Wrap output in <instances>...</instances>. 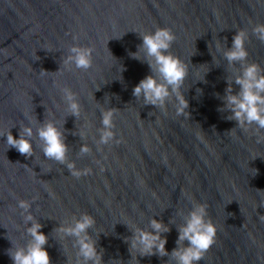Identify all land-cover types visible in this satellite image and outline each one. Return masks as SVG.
<instances>
[{
	"label": "water",
	"instance_id": "1",
	"mask_svg": "<svg viewBox=\"0 0 264 264\" xmlns=\"http://www.w3.org/2000/svg\"><path fill=\"white\" fill-rule=\"evenodd\" d=\"M259 24L264 0H0V264H13L10 240L29 239L18 202L33 197L52 264H80L74 238L55 229L84 213L96 220L90 234L104 264H138L125 239L153 218L171 227L170 253L196 203L208 205L217 228L198 264H264V143L255 126L245 131L218 110L240 67L223 56L237 32L248 34L247 62L264 68V42L253 34ZM157 28L172 30L170 51L188 66L182 92L190 114L177 116L174 98L162 110L133 96L151 72L130 53L142 44L139 34ZM74 45L93 49L89 70L61 63ZM63 88L77 94L79 119L68 113ZM109 108L117 109L115 140L98 146L101 109ZM49 119L65 130L69 160L90 174L77 178L47 160L38 138L32 158L9 149L8 130L19 139L20 127ZM82 144L89 155L80 156ZM137 258L169 264L158 255Z\"/></svg>",
	"mask_w": 264,
	"mask_h": 264
},
{
	"label": "clouds",
	"instance_id": "2",
	"mask_svg": "<svg viewBox=\"0 0 264 264\" xmlns=\"http://www.w3.org/2000/svg\"><path fill=\"white\" fill-rule=\"evenodd\" d=\"M253 34L258 40L264 42V24H259L253 28ZM142 44L138 46L135 53H130L132 59L146 63L151 74L142 79L133 89V96L136 99H143L145 106H154L155 108L165 109L170 100H175V110L177 116L190 114L189 101L184 96L182 88L189 76L187 64L170 51L176 40L175 34L168 28H157L155 32L139 34ZM248 34L241 30L233 37V43L230 48L223 52L225 60L230 66L240 65L238 72L233 78L227 79V88L223 96V107L218 109L220 112H227L225 118L229 121H235L237 127L247 131L255 126L258 144L264 143V68L256 63H248V52L245 47ZM75 39V37H74ZM227 42V37L224 38ZM93 49L71 46L68 54L63 56L61 63L65 67L75 66L77 69L89 70L92 67ZM141 55L143 59H141ZM59 71L54 72L58 73ZM123 71L125 69L123 68ZM49 72L41 70L40 74L46 75ZM233 85L239 86L236 92ZM99 91V90H98ZM200 91V90H199ZM62 97L67 105L68 113L79 119L81 115V104L77 94L70 88L61 89ZM219 98V94H216ZM116 108L107 110L101 109L102 127L98 130L100 139L96 141L98 146L108 145L115 140L114 116ZM39 122V121H38ZM39 127L22 126L19 129V139L13 134L11 129L7 131L6 143L9 149H16L26 158H32L34 154V139L42 142L41 151L47 160L55 161L65 165L71 175L80 178L82 175L91 173L90 168L78 169L75 162L69 160V146L66 143L65 130L53 120L39 122ZM236 127V128H237ZM235 129V128H233ZM232 129V130H233ZM231 130V131H232ZM81 132L80 136L85 137ZM120 143V141H116ZM80 156L89 155L91 148L87 144L80 147ZM99 163V162H97ZM103 170V169H102ZM32 201L19 200L18 207L23 210V219L26 227V235L29 237L26 244H13L8 249V256L13 264H52L49 252L46 246L49 242V236L42 231L44 225L36 219L31 213ZM208 205L196 203L193 209L188 212L187 219L177 229L179 236L176 241L177 247L170 253L166 245L168 240L164 234L171 232V227L161 220L153 218L149 223V228H136L133 235L125 239L129 244V251L132 259L138 262L137 257H151L158 255L168 257L169 264H198L205 253L214 245L217 235V228L211 219L208 218ZM261 222H264V216H260ZM169 223H174L170 221ZM96 220L91 215L84 213L77 217L71 225H61L56 232L63 237L74 238L77 248V255L80 264H104V252L98 249L97 241L90 234V229L94 228ZM135 250L138 255L133 257ZM120 264H123L120 261Z\"/></svg>",
	"mask_w": 264,
	"mask_h": 264
}]
</instances>
